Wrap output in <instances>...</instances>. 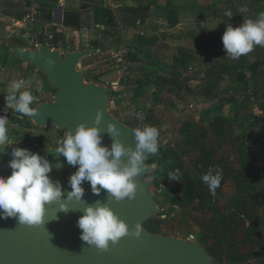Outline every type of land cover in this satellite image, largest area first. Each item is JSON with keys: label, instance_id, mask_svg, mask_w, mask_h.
I'll list each match as a JSON object with an SVG mask.
<instances>
[{"label": "rangeland", "instance_id": "1", "mask_svg": "<svg viewBox=\"0 0 264 264\" xmlns=\"http://www.w3.org/2000/svg\"><path fill=\"white\" fill-rule=\"evenodd\" d=\"M27 1L32 3L31 6H25L24 3ZM51 1L9 0L13 3L11 5L20 3L26 14H33L38 18V21L26 24L19 30L11 27L10 34L13 40L16 39V42L21 40L29 44L36 36L46 39L47 33H50L44 17L47 9L41 12L39 5L52 4ZM73 1L78 4V0ZM87 1L89 3L92 0ZM258 1L264 2V0ZM258 1L104 0L114 19L117 18L115 23L109 25L111 26L108 27L109 33L99 30L94 24H86L91 27V34L94 35L88 36L89 43L93 39H99L101 47L106 50L95 53L98 61L96 65L86 68L88 69L86 80L113 86L108 109L121 122L133 128H141L140 124L127 114L128 108L121 106L120 96L127 94L132 105L145 116H149V125L158 128L159 151L148 157L147 163L152 162L157 168L155 159L160 155V150L171 147L176 150L182 165V169L174 173L178 180L169 178L157 180L151 174L147 176L154 182L152 189L155 192V201L161 209L144 224L148 230L181 237L192 235L200 240L201 236L209 231L212 219L220 216V213H208L206 208H198L196 201L189 202L184 207L170 203L172 195L182 197L179 186L183 171H188L192 178L201 180V176L208 170V168H196L198 150H187L185 147V136L180 133V128L186 121H201L207 127L209 145L213 144L210 132L213 121L219 119L220 124L227 120L231 121L230 128L226 130V134H229L228 138L225 140V137H221L218 140L212 166L219 169L223 165L227 167L221 169L222 177L225 178L222 194L220 193L222 201L229 203L235 201L236 190L233 184L235 169L233 168H237L236 158L239 149L246 150L253 158V162L263 171L262 176L257 179V184L264 187V65L256 67L258 70L255 80L251 77V73L247 72L242 82L237 85H235L237 82L232 81L230 72L220 75L221 78L217 83L212 82L207 73L208 69L217 68L221 63L231 59L226 55L221 39L226 30V23L237 27L241 23V21L239 23L240 16L243 19L252 18L259 5L264 6ZM127 8H138V14L129 12ZM226 10H231L233 13L230 20L224 15ZM9 11L14 9L0 6V27L11 24V21L5 20L10 14ZM168 15L179 17V22L170 25ZM123 18L128 19V23L122 20ZM236 22H238L237 26H235ZM5 39V36L0 35V41ZM82 41L83 37L79 35L75 38L71 37L68 44L70 43V48H73ZM134 47H137L136 51L133 50ZM178 47L188 49L190 54L188 63L183 69V76L185 75L188 80L177 88L170 83H163L159 77L167 75ZM127 49L123 60L128 66V73L117 68L118 58L115 54ZM5 50H7L5 43L0 42V59L5 58L3 56ZM133 52L136 54L131 58ZM105 55L111 57L109 61L102 58ZM240 57L247 62L258 60L259 63L264 60V47L254 46L251 52ZM0 63L3 64L2 60ZM41 79L46 94L40 90L39 97L46 96L48 99L51 95L47 92L54 89L48 86L44 76H41ZM243 82H246V86ZM27 83L30 91H36L34 81L32 84ZM3 109L5 112L0 111V116L17 117L20 120L18 123L8 120L7 126L10 139L13 138L18 143H27L39 148L56 147L57 140L63 138L64 131L53 127L35 126L30 121H26V116L9 109L6 104ZM249 135L254 140L247 138ZM8 145L10 143L5 146ZM220 157L223 162H219ZM222 210L225 212L224 208ZM261 228H264L262 222ZM258 231L263 235L264 230ZM222 255L220 254V257ZM215 260L218 262L217 259Z\"/></svg>", "mask_w": 264, "mask_h": 264}, {"label": "water", "instance_id": "2", "mask_svg": "<svg viewBox=\"0 0 264 264\" xmlns=\"http://www.w3.org/2000/svg\"><path fill=\"white\" fill-rule=\"evenodd\" d=\"M58 12L61 20L60 8ZM98 51L91 46L59 48L43 41L35 47H13L11 52L15 58L23 66L35 68L54 89L50 98L38 100L33 107L35 114L25 119L35 126L53 127L64 132H74L78 124L85 123L99 129L102 146L110 149L114 139H119L125 147L135 150V128L121 122L108 109L113 86L87 81L88 69L81 67L84 58ZM98 114L101 118L96 123ZM109 124L119 130L118 137L108 132ZM5 147L0 149V175L5 178L11 175L8 164L13 158L14 147L28 149L49 161L52 170L48 175L54 183L59 181L62 197L59 203L46 205L45 223L41 226L20 224L15 217L0 218V264H218L192 235L163 234L144 226L161 211L152 189L154 182L147 178L156 169L154 163L146 162L154 154L145 153L146 167L134 178L138 187L131 200L116 201L103 189L99 194L94 193L90 182L84 181L81 184L83 203H77L67 201V194L72 190L69 178L79 166L70 165L55 150L57 146L39 148L19 143ZM121 159L127 162L126 156ZM97 201L107 204L128 225L130 233L139 223L141 234L138 237L129 234L117 243L109 242L106 250L88 245L81 239L82 229L77 221L83 215V208L95 206ZM61 203L67 204V211L60 209Z\"/></svg>", "mask_w": 264, "mask_h": 264}, {"label": "clouds", "instance_id": "3", "mask_svg": "<svg viewBox=\"0 0 264 264\" xmlns=\"http://www.w3.org/2000/svg\"><path fill=\"white\" fill-rule=\"evenodd\" d=\"M224 15L228 20L233 17L231 10H226ZM221 39L226 55L233 60L251 52L254 46L264 47V11L255 19H243L237 27L226 23ZM5 99L6 106L21 116L31 117L35 114L31 105L36 97L25 80L13 81ZM100 118L98 114L96 123H99ZM8 122L6 116H0V149L11 143ZM133 131L137 142L135 150L125 147L119 139H114L110 149L102 146L99 129L88 127L85 123L78 124L74 132H64L63 138L57 140L55 150L70 165L79 166L69 178L72 190L67 194V201L83 203L84 189L81 184L84 181L90 182L94 193L99 194L101 189L107 190L116 201L124 198L131 200L134 197L138 187L134 178L146 167L145 153L157 154L159 151V130L155 126L145 125ZM108 132L113 137L119 136L115 125L109 124ZM11 155L13 158L8 164L12 170L11 175L7 178L0 175V218L15 217L20 224L41 226L45 223L46 205L61 201L62 187L59 181L54 183L51 180L48 174L52 166L38 153L14 147ZM122 156L127 157L126 163L122 161ZM168 178L178 180L172 173H169ZM201 180L209 192L215 195L222 180V171L210 166ZM60 209L67 211V204L61 203ZM77 225L82 229L83 241L103 250L108 248L109 242L117 243L125 235L138 237L141 234L139 223L135 225V231L130 233L128 225L107 204L99 201L95 206L83 208V215L78 218Z\"/></svg>", "mask_w": 264, "mask_h": 264}, {"label": "trees", "instance_id": "4", "mask_svg": "<svg viewBox=\"0 0 264 264\" xmlns=\"http://www.w3.org/2000/svg\"><path fill=\"white\" fill-rule=\"evenodd\" d=\"M51 1V0H50ZM54 1V2H52ZM52 4L41 3L40 11L44 12L47 9L46 13H44V17L47 21L50 20V8L53 7V4L56 3L57 0H52ZM94 7L97 8L98 13L102 14V20L105 28L107 25H111L114 22V17L112 16L111 11L107 8L106 2L104 0H93ZM255 1V0H254ZM258 1V0H256ZM263 3V1H258ZM13 3L9 2V0H0V6H7L14 11H9L10 15L15 16L17 19H22V16L26 14L25 10H22V6L20 3H14L15 5H11ZM25 6H31L32 3L29 1L24 3ZM259 4V3H258ZM7 10V9H6ZM127 10L131 13L136 12L138 14V8H127ZM264 11V6L259 5V7L254 12L252 18L255 19L257 15ZM135 14V15H137ZM241 17V18H240ZM239 23L243 21V17L240 16ZM77 15L74 13H65L64 16V24L77 25L76 21ZM106 18V19H104ZM168 22L170 25H175L177 23L178 17L176 16H167ZM126 23H128V19L123 18ZM240 23V24H241ZM238 22L235 23L237 26ZM99 30H101L99 28ZM106 32V30H104ZM109 33V31H108ZM59 36V37H58ZM39 42L43 41L42 37L38 39ZM57 40H64V37L61 34L53 33V39L47 40L46 43L50 46H57L61 48H65L64 42L59 44ZM91 44L95 48H100L101 51L104 49L101 47V42L94 40L91 41ZM10 46H15L13 43H10ZM30 46H34V41L30 43ZM131 46V45H130ZM137 47H134L133 50L136 51ZM131 52V51H130ZM135 52L131 53V58L135 56ZM190 51L184 47H178L177 53L173 56L172 62L169 65L170 70L167 71V75L160 76L159 79L165 84H172L173 87H180L181 84H185L187 82V78L185 75L183 76V69L185 65L188 63ZM96 55H90L84 58L81 62L83 68H87L92 65H96ZM109 55H105L104 58L106 61H109ZM109 64V63H108ZM264 65V60L258 63V60H254L253 62H247L245 59L239 57V59L233 60L228 59L226 63H221L217 68L213 67L207 70L208 78L212 80V82L217 83L221 78L220 75L231 73V79L233 82L238 83L242 82L244 79V74L247 72L251 73V77L255 80V76L257 74L256 67ZM81 66V67H82ZM128 68V66H127ZM130 71V69H129ZM213 71V72H212ZM185 73V72H184ZM244 86H246V82H243ZM236 86H233L235 88ZM32 94L36 97L35 102L31 105L34 107L38 99L43 100L39 97V94L36 91H32ZM10 109V108H9ZM147 120H149V116L146 115ZM9 121H14L18 123L20 120L17 117H8ZM219 119H215L212 123L211 129V142L214 144L209 145L208 143V129L206 126L202 124L201 121H186L182 123L180 128V133L185 136V147L187 150H198L199 158L196 164V168H209L213 166L214 162V154L216 153V145L218 144V140L221 137H225V140L228 138L229 134H226V130L230 128L231 121L227 120L224 123H218ZM252 136H248L247 138H251ZM254 140V139H252ZM239 168L234 170V189L236 190V199L234 203L222 204L219 200L220 193L222 192V188L225 183V178L222 177L219 187L215 190V195H212L209 192L207 185H205L202 180L194 179L190 176L188 171H183L182 179L179 186V191L182 194V197L172 195L170 199V203L175 206H186L189 202H198V208H206L209 213H220V216L212 219L210 224V234L203 237L202 242H207L208 238H212L214 240L215 251L206 250L208 253L218 262H225L227 264H243L248 261L251 257L255 255L252 252L253 246H262L264 247V237L262 239H255L258 234V229L251 222L248 226H245V222L240 217L243 215L246 219L251 221L253 217V213L251 210H248V206H256L258 203L264 208V203L259 201L258 193L255 192L257 179L261 177L260 168L253 162V158L249 156L246 150H238L237 153ZM219 162L222 161V157ZM223 162V161H222ZM155 163L157 164V168L151 175L158 179H166L168 178L169 173L174 174L177 170L182 169L181 162L178 158V154L176 150L168 147L166 150H160V155L155 159ZM221 169H227L226 165H223ZM231 172V170H230ZM219 205H221L219 207ZM224 208L227 213H224L221 209ZM244 228V229H243ZM223 234V235H222ZM225 235V236H224ZM237 244H239L237 246ZM226 245V251L221 253V249H218L219 246ZM223 248V247H222ZM245 248V249H242ZM220 254H223L220 257Z\"/></svg>", "mask_w": 264, "mask_h": 264}, {"label": "crops", "instance_id": "5", "mask_svg": "<svg viewBox=\"0 0 264 264\" xmlns=\"http://www.w3.org/2000/svg\"><path fill=\"white\" fill-rule=\"evenodd\" d=\"M59 8L61 9V17H62L61 20L59 19V12H58ZM98 11L99 10H97V8L94 7V1L93 0L90 1L89 3H88V1L85 2V0H81L80 2L78 0V4L74 3L73 0H60L59 2L54 3L53 7L50 8V20L49 21L44 20V21L46 22L45 24H48L49 29H50V33L53 32L55 34H61L64 37V40H62V43L64 42L65 47L70 48L71 44L70 43L68 44V42L71 40V37L75 38V37L79 36V35H77L74 37L73 34L75 31H79L81 28L86 27L90 30L89 35L94 36L93 34H91V32H92L91 27H88V25H86L88 23L94 24V26H98V28H100L103 31L106 30V34H108V30H109L108 27H111V26L107 25V27L105 28L104 24L102 23L103 22L102 14L100 15V13H98ZM68 12L74 13L77 15L76 21L78 22V26L73 25V23H71V24L69 23L67 25L64 24V16H65V13H68ZM5 15L7 16L8 14H5ZM22 18H23V16H22ZM104 19H106V18H104ZM115 19L117 21V18H115ZM115 19H114V22H115ZM5 20L11 21V24L9 23L3 27H0V35L5 36V38H6L4 41H0V42L5 43V46L7 47V50H5V54L3 55L5 58L0 59V60H2V63H3V64L0 63V65H1L0 66V107L2 108V110H0V111H2V112H5L3 107H5V104H6V99H5L6 93L10 87V84L15 80L23 79L26 82H29V84H32V81H34V86H35L34 89L36 90V92L38 94H40V90L41 91L43 90L42 92L44 94H46V92L43 89L44 83H42V79H41V76L43 77V75H41L35 68H33L31 66H23L22 63H20L11 52V49L13 47H31L30 43L32 42V40L29 42V44H28V42H27V44L23 43L21 40L20 41L18 40L16 42V39L13 40L12 35L10 34V30L12 29L11 27H16V28H18L17 30H19L20 28L24 27L26 24H29V23L23 24L22 19L21 20L17 19L15 16L10 15V14L8 15V18ZM37 21H38V18H37ZM178 22H179V17L177 19V23ZM52 24H53V26H52ZM59 29H64V31L59 32ZM80 36L83 37L84 43L82 41V43L80 42V44H76L73 48H70V49H77V48L86 47V46L93 47L91 44V41L89 43V37L90 36L89 37L84 36V35H80ZM36 38L39 39L41 37L36 36ZM57 41H59V40H57ZM93 41H94V39L92 40V42ZM96 41H100V40L97 39ZM44 42L46 43V41H44ZM10 43H13L15 46H10ZM55 47H57V46H55ZM59 48H61V47H59ZM96 49L99 50L98 53L103 52V51H101L100 48H96ZM104 51H106V50H104ZM26 77H28V78H26ZM52 92L53 91L51 89V91L49 90L47 93H49V95H51ZM41 99L45 100L46 96H43ZM10 141H11V143H10V145H8L10 147H13V146H16L17 144H19L13 138L10 139ZM236 163H237V168H233L235 170L239 168L238 157L236 158ZM262 173H263V171H261V175H262ZM263 191H264V187L258 186V184H257L255 192L258 193L259 201L264 203V198H262V193H264ZM221 194H222V192H221ZM236 195L237 194H234L235 199H236ZM220 197H219V200L223 205L229 203V202H226L225 200L222 201V198H220ZM234 202L235 201H233L232 203H234ZM220 206L221 205H219V207ZM248 210H251L252 213L254 214L250 222L253 225H255L258 230H260V231L264 230V228H261V222H262V225L264 226V208L260 205V203H258L256 206L249 205ZM224 213H227V210ZM210 231L211 230L209 227V231L205 232L201 236L200 240L198 238H195V239L198 240L199 243L202 244L208 250L214 249V251H215L214 240L212 238L209 237L207 242H202L203 237L210 234ZM263 237H264V232H263V235H260V233L258 231V234L255 237V239L259 240V239H262ZM238 245L239 244H237V246ZM218 249H221L222 252H225L226 251V245L219 246ZM242 249H245V248H242ZM252 252H254L255 255L253 257H251L250 259H248V261L246 263H243V264H264V247L253 246ZM222 264H227V263L225 262V260H223Z\"/></svg>", "mask_w": 264, "mask_h": 264}, {"label": "built area", "instance_id": "6", "mask_svg": "<svg viewBox=\"0 0 264 264\" xmlns=\"http://www.w3.org/2000/svg\"><path fill=\"white\" fill-rule=\"evenodd\" d=\"M35 21H37V17L35 15H33V14H30V13L24 15L23 18H22L23 24L24 23H32V22H35ZM138 23H139V20H138ZM52 26H53V24H52ZM63 31H64V29H59V32H63ZM89 34H90V30L88 28L84 27V28H81L79 31H75L73 35L75 37L77 35L88 36ZM51 39H53V32L47 33L46 39H44V41L51 40ZM32 40L34 41V46L33 47L37 46L38 43H39L38 38L35 37ZM58 43L61 44L62 40H59ZM127 51H128V49L120 51V52H116L115 54H116V56L118 58L117 61H116L118 63L116 65L117 68L118 69H122L124 72L128 73L127 65H126V63L123 60V56H124V54ZM105 84H107V83H105ZM120 99H121V101H120L121 106L128 108V113L127 114L132 119L136 120L140 124L141 128H143L145 125H149L147 117L143 113H141L140 110L135 108L134 105H132V103L130 102L129 98L127 97V94H123L122 96H120ZM240 217L245 222V226H248L250 224V221L248 219H246L243 215H241Z\"/></svg>", "mask_w": 264, "mask_h": 264}]
</instances>
